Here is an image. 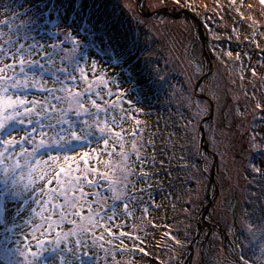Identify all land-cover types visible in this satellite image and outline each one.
<instances>
[{"label":"snow or ice","instance_id":"1","mask_svg":"<svg viewBox=\"0 0 264 264\" xmlns=\"http://www.w3.org/2000/svg\"><path fill=\"white\" fill-rule=\"evenodd\" d=\"M165 2L161 0V4ZM172 2L194 11L191 0ZM230 3L235 5L236 0ZM258 3L264 14V0ZM34 7L45 25L55 16L60 21L58 27L69 30L65 34L47 33L57 39L46 44L42 42L44 36L37 39L30 34L33 21L15 27L8 20L0 21L7 26V30L0 28V225H5L9 203L18 205L13 219L27 207L32 215L24 224L32 226L28 235L37 241L33 251L31 243L21 246L19 238L13 240L10 235L4 236L0 240V261L39 264L47 253L58 259L59 264H74V261L84 264L82 255L93 258L80 250L96 248L104 252L105 258L111 256L115 264H119L117 253L122 256L125 252H139L149 256L146 247L140 246L146 243L143 238L123 230L116 234L112 230L113 225L124 228L123 221L135 217L133 202H142L136 193L146 191L138 189L137 185L144 183L151 187L157 157L155 152L144 155L149 147L155 148V142L145 143L139 134L141 121L135 118V113L141 109L128 99L130 90L122 87L118 75L106 69L99 56L94 58L95 54L90 53L89 46L79 38L82 32L91 34L90 29L96 30L100 6L94 0H38ZM28 11L31 9L23 15ZM248 19L256 23L251 16ZM111 27H116L114 22ZM101 51L109 56V67H124L129 63L125 53L112 48L111 42ZM228 55L231 56V52ZM257 74L252 71L253 76ZM215 99V93L210 94L207 101H197L190 95L184 98L182 106L188 109L189 115L181 113L175 125L183 132L178 158L174 146L176 134L170 133L169 140L173 144L170 150L173 158L185 168L196 167L194 163L189 164L185 152L203 160L207 168L209 158L199 140L211 118ZM257 107L262 105L258 102ZM129 120H135L130 132L123 127ZM211 129L208 125L207 130ZM218 139L214 136L212 142ZM251 141L255 145L254 137ZM88 148L92 151L86 150ZM104 156L108 159H103ZM253 171L264 176L260 168ZM54 182L55 187H49ZM32 204L37 207H31ZM143 213L149 214V208L144 207ZM53 216L58 219L53 220ZM33 217H39L41 222L34 223ZM117 219L121 222L116 223ZM66 225L70 227L63 231ZM17 227L20 225L5 227L4 232L14 233ZM38 230L40 237L36 235ZM257 230L259 236L254 226L248 224L247 232L253 243L259 240L260 251L264 253V226ZM53 234L54 238H41ZM125 237L133 247L129 248ZM114 241L119 243L114 244ZM13 243L15 247H9ZM105 243L112 248H106ZM238 264L249 262L241 256Z\"/></svg>","mask_w":264,"mask_h":264},{"label":"rangeland","instance_id":"2","mask_svg":"<svg viewBox=\"0 0 264 264\" xmlns=\"http://www.w3.org/2000/svg\"><path fill=\"white\" fill-rule=\"evenodd\" d=\"M94 2L100 6L97 14L99 17L96 18L99 20L97 28L94 32L90 29L91 34L82 32L79 38L82 43L89 46L88 51L95 54L94 58L99 56L103 66L118 75L122 87L130 90L128 99L141 109L135 113V117L141 121L139 132L147 122H151V126L157 129L154 142L155 145L162 146L161 151L165 153H160L157 161L170 162L167 161L170 160L168 157L173 147L169 140L170 133L176 134L175 143L179 136L182 138V132L175 125L179 123L181 113L184 116L189 115L188 109L182 106L185 96H193L197 101H207L210 94L215 93L212 115L203 131V145L201 136L199 140L202 151L209 158V163L205 169V162L197 158L200 168L199 170L196 168L194 172L195 176L202 181L196 188H193L191 193L182 192L189 198L187 199L191 204L190 209L198 215V225L193 239L189 241L186 254L179 264H238L241 257L238 249V233L242 230L247 232L242 205L252 198V190L254 191L256 187L253 184L255 177L248 171L254 153H257L258 159L253 160L252 164L264 168V14L261 13V5L258 0H243V6H241V0H236L235 5L231 4L230 0H191L193 11L173 4L172 0H166L164 4H161V0L156 4H152L150 0H140L139 4H137L138 0H94ZM181 2L183 3V0ZM37 3L38 0H0V21L8 20L13 27L26 21H33V31L30 34L36 36L37 39L44 36L45 39L42 42L51 44L57 38L48 36L47 33L58 31L65 34L69 29L58 27L60 21L55 16L50 17L52 20L48 23H53L50 28H47L45 24L41 27L37 9L34 7ZM249 4L253 7L249 8ZM137 6L148 16L138 12ZM28 9L31 11L23 15ZM36 16L39 18L38 22L35 20ZM249 16L256 23L253 24L252 20L248 19ZM113 22L116 25L115 28L111 27ZM36 25L39 27L37 28ZM0 28L7 30V26L2 24ZM109 42L112 48L125 53V58L129 63L124 67H109V56L101 51L102 48L108 46ZM94 43L95 46L92 45ZM98 46L101 47L96 51L95 48ZM229 52L232 58L227 56ZM137 56H141L142 63L144 61L146 63L141 66L142 63H139ZM140 66L142 69L148 67L150 72L158 78L163 76L164 82L157 89V94L149 86L145 87V82L140 81L141 77L138 74ZM249 70L251 75L246 73ZM253 70L258 73L256 76L252 75ZM132 77L135 80H132ZM167 79L169 84L165 82ZM258 102L262 105L261 108L257 107ZM134 121L129 120L124 123V129L130 132L135 126ZM208 125L212 126L211 131L207 130ZM169 128L173 130L168 132ZM214 136L219 139L213 143ZM152 137L151 135L147 139H152ZM252 137L255 138V145L252 144ZM131 138L128 136L129 140ZM128 147L130 148V144ZM86 150L92 151L91 148ZM102 158L108 159L107 156ZM91 162L94 163V160ZM167 173L172 176L175 174L172 169ZM159 179L164 181L165 175L162 174ZM250 185L253 186L247 194L246 190ZM49 187H55V182ZM165 195L166 192L152 194L156 207ZM209 201L210 204L207 206ZM17 206L16 203L8 204L9 210L5 216V225H0V240L10 235L13 240L19 238L21 246L31 243L32 250L35 251L37 241L28 235L32 232V226L24 224V221L32 214L26 207L20 216L13 219L14 209ZM206 206L205 214L203 218H200ZM31 207L37 206L32 204ZM147 207L149 208L147 215L152 216L153 208ZM143 208L144 206L135 204V217L125 219L123 221L125 227L122 229L113 225V232L118 234L123 230L136 236L133 231L146 215L142 211ZM247 208L251 210V203ZM37 210L39 211V208ZM47 212L48 209H45V213ZM165 216L163 214L160 217L162 223L167 224L164 221ZM52 219L56 220L58 216H53ZM158 220H153V222L157 224ZM33 221L34 223L41 222L39 217H33ZM120 222L119 219L116 220V223ZM201 222L208 226L214 225L213 235L217 238L218 233L215 228L217 225L220 228V224L223 223V227H226L225 229L230 234L229 246H227L226 236H224V241L222 238L220 240L226 246L228 256L224 254L220 243L217 251L216 249L212 251L205 243V252H203L202 241L208 233L204 229L200 230ZM14 224L20 225L14 233L4 232L5 227H13ZM69 227L66 225L63 231H67ZM150 233L147 232L144 237L146 243L140 245L146 247L150 255L125 252L123 255L130 258V264H155L157 261L155 246L158 240L157 233L154 234L152 231ZM99 234L100 232L97 231V235ZM36 235L40 237L39 230ZM41 238L51 239L54 238V234ZM105 238L107 239L106 233ZM88 239L90 242L92 237ZM124 239L129 244V248L133 247L127 237ZM115 243L119 242L114 241ZM46 246L51 247V245ZM9 247H15V244H10ZM80 251L81 253L86 251L89 255L94 252L91 249ZM119 256L120 254L117 253V257ZM81 258L84 264H104L107 261L104 253L100 255L96 263L87 256L82 255ZM18 259L22 261V258ZM123 261L119 260L120 263ZM125 261L128 262V258ZM39 264H59V261L45 253ZM74 264H80V262L74 261Z\"/></svg>","mask_w":264,"mask_h":264},{"label":"trees","instance_id":"3","mask_svg":"<svg viewBox=\"0 0 264 264\" xmlns=\"http://www.w3.org/2000/svg\"><path fill=\"white\" fill-rule=\"evenodd\" d=\"M42 7V5H41ZM102 7V6H101ZM31 13V12H30ZM29 13V14H30ZM98 16V15H97ZM99 17V16H98ZM37 22L39 21V18L36 16L35 19ZM52 20V18L49 19V21ZM41 21V20H40ZM52 23V22H51ZM51 23L47 24V28L51 27ZM53 24V23H52ZM41 27H43L44 23L41 21L40 23ZM112 30V29H111ZM45 32L46 30H42ZM95 46V43L92 44ZM98 46L95 48V50H99ZM228 57L232 58L233 56ZM137 58L140 60L139 63H142L141 56H137ZM146 62L144 61L141 66L144 65ZM141 66L138 68V74L141 77V82H145V87L149 86L151 89H153V92L156 94L158 93L157 89L160 88L162 83L164 82V79L160 80L157 76L153 75L148 67H145L144 69L141 68ZM158 68V65L156 66V69ZM250 70L246 72L248 75H251ZM264 74V73H263ZM132 80H135L134 77H132ZM180 81L179 79H177ZM167 84H169L168 79L165 81ZM135 86V84L133 85ZM264 87V82H263ZM264 90V89H263ZM174 109H177L173 107ZM263 117V116H261ZM138 119L137 117H135ZM133 121V120H132ZM176 121V118L174 122ZM135 124V121H134ZM170 126V125H169ZM150 127V128H149ZM155 127L151 126V122L144 123V125L141 128V131L139 134L142 135V139L145 143H147L149 140H154L155 138ZM168 132H171L173 129H167ZM181 132V130H180ZM153 136L152 139H147L149 136ZM181 137H183V132L181 133ZM132 139V138H131ZM180 136L176 139V156L177 158L180 155ZM162 146L155 145V148L152 149L149 147V150L144 153L145 156H150L153 152H158L156 154V157L158 158L161 151ZM210 151V149H208ZM169 155V153H168ZM184 155L188 158L189 164H195V168H185L182 165L178 164L177 158H173L171 152L170 157H168L167 163H163V165L157 161L155 165V175L153 176L151 180V187L148 186V184H138L137 188H144L146 191L143 193L137 192L136 195L142 199V202L140 201H134L133 204H136L137 206L141 207H147L151 206L153 208V215H145V218H142V221L140 222V225L143 224L144 226L137 225L135 227V230L133 231L136 236H140L144 239L146 237L147 232L148 234L157 233V238L155 242L156 246V258L157 261L155 264H179L185 256L187 248L189 246V241L193 239L194 233L197 231V225H198V215L196 212L192 211L190 209L191 204L188 202V196L185 195L182 192L188 191L191 193L193 188L197 187L198 183L202 181V179H199L195 176V169L197 168L199 170V163L197 162V157L194 158V156L189 155L187 152L184 153ZM215 156H217L214 153ZM257 153H254L252 155V160L249 163L248 171L255 177L253 184L256 186L254 188V191L252 190V198L247 200V203L242 205L243 212L245 214V221L246 226H248L249 223H251L254 226V230L256 231V235L259 236L260 233L257 230L259 226H264V176H261L259 173H256L253 171L254 168H260L262 171H264L263 167H256L252 164L253 160L258 159ZM174 170L175 174L169 175L167 173L169 170ZM162 174L165 175L164 181H161L159 178L162 176ZM202 177L203 174H202ZM189 178V180H188ZM161 183H164L163 185ZM253 185H250L249 189L246 190L247 194L250 192V188ZM166 192L165 198L161 199L159 201V204L157 207L155 206L154 199L152 198V194H159ZM254 192V194H253ZM192 196V194H191ZM237 197V196H236ZM184 198H188L186 201ZM247 198V197H246ZM238 199V197H237ZM185 201V202H184ZM192 201V200H191ZM108 203H111L109 201ZM251 203V210L249 211L247 206ZM144 204V205H143ZM143 211V210H142ZM161 212V213H160ZM166 215L164 221L166 223H162L161 217L162 215ZM160 217V218H159ZM145 219V220H144ZM159 219V220H158ZM153 220H158V223L155 224ZM134 225V224H133ZM201 228L200 230H206L208 233V236L204 238L202 241V250L204 251V244H208L210 249L213 251L216 249V251L220 248L222 244L224 254L226 256L229 255L226 246L222 243L220 240L224 241V236L227 237V246H229L228 239L230 238L229 231H227L223 227V223L216 226V232L218 233V238L213 235V226L214 225H206L204 222H201ZM139 232V234H138ZM202 232V231H201ZM167 233V235H165ZM238 249L240 250V255L243 256L245 259L248 260L249 264H264V253L260 251V241L257 240L255 243H253V238L248 232H244L243 230L238 233ZM176 241L182 242L181 244H177ZM118 244V243H115ZM106 248L111 249L112 245H108L106 243ZM104 252L100 248H96L94 252L90 255L93 257L94 263H96L100 259V255ZM119 254V253H118ZM89 255V256H90ZM128 258V262L125 261V259ZM205 258V257H203ZM120 260H124L122 263L119 262V264H130L131 260L126 255H120L118 257ZM107 261L104 262V264H115L114 261L111 260V256L106 258Z\"/></svg>","mask_w":264,"mask_h":264},{"label":"water","instance_id":"4","mask_svg":"<svg viewBox=\"0 0 264 264\" xmlns=\"http://www.w3.org/2000/svg\"><path fill=\"white\" fill-rule=\"evenodd\" d=\"M139 1H140V0H138V3H137V4H139ZM137 11L140 12L142 15H146V16H148V14H144L141 10H139L138 6H137ZM177 13H178V12H177ZM185 13H188V12H185ZM203 143H204V136H203V132H202V134H201V144L203 145ZM209 204H210V201L208 202L207 206H208ZM207 206L204 208L203 212L201 213L200 218H203V216H204V214H205V211H206V209H207ZM0 264H3V261H0Z\"/></svg>","mask_w":264,"mask_h":264},{"label":"bare ground","instance_id":"5","mask_svg":"<svg viewBox=\"0 0 264 264\" xmlns=\"http://www.w3.org/2000/svg\"><path fill=\"white\" fill-rule=\"evenodd\" d=\"M150 2H151L152 4H156V3L159 2V0H150Z\"/></svg>","mask_w":264,"mask_h":264}]
</instances>
